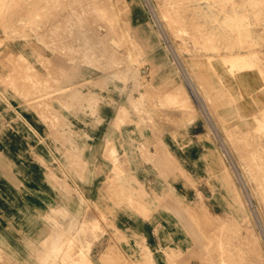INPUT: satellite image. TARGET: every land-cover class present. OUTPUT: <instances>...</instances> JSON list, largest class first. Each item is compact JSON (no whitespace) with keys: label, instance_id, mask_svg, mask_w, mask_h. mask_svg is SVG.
<instances>
[{"label":"rangeland","instance_id":"1","mask_svg":"<svg viewBox=\"0 0 264 264\" xmlns=\"http://www.w3.org/2000/svg\"><path fill=\"white\" fill-rule=\"evenodd\" d=\"M38 1L0 0V152L9 155L8 145L14 147L11 173L5 175L0 168V264H82L86 258L79 248L92 264H138L133 255L121 253L112 243L111 237L120 240L115 234L101 228L100 222L114 228L109 217L87 215L99 204L84 197L94 172L86 154L99 148L101 141L95 138L99 135L86 134V129H131L130 140L125 130L113 133L108 147L105 140L102 156L111 166L98 184L102 188L108 183L100 189L111 209H130L143 217L149 211H165L167 229L183 243L164 250L169 263L264 264V193L244 169L237 151L242 143L239 129L253 134L254 116L264 111L260 63L264 62V17H260L264 0H110L112 5L109 0H95L97 4L89 0L91 22L82 29L85 22L81 21V32L48 28L56 16L53 10L67 9L72 0ZM41 1L53 5V10L40 5ZM39 9L48 15L39 14L43 12ZM232 14L238 15L237 20L243 15L237 21L245 24H240L243 29ZM55 16L65 21L62 14ZM225 21L227 27L235 23L234 29H245L241 31L244 39L240 40L239 30L238 35L236 29L225 27ZM90 24L97 25L94 30L114 46L115 65L108 60L106 66L98 65L96 59L93 63L74 47L87 33L93 35ZM85 28L88 32L83 34ZM207 31L221 40L207 39ZM69 34L78 40L76 45ZM233 52L244 53L250 65L228 70L231 75L222 60ZM252 63L256 64L252 67ZM140 90L143 100L138 103ZM195 90L202 91L201 98ZM252 134L249 137L260 139L258 133ZM177 158L187 165L179 164ZM55 171L61 174V183L55 181ZM55 184L67 196L63 202L68 209L51 208ZM70 196L75 203H68ZM57 233L71 242H63L54 252ZM140 249L139 264H150L151 251L146 246Z\"/></svg>","mask_w":264,"mask_h":264},{"label":"bare ground","instance_id":"2","mask_svg":"<svg viewBox=\"0 0 264 264\" xmlns=\"http://www.w3.org/2000/svg\"><path fill=\"white\" fill-rule=\"evenodd\" d=\"M44 1V0H43ZM49 1V0H48ZM61 1V0H60ZM66 1V0H65ZM93 1V0H92ZM95 1V0H94ZM110 1V0H109ZM113 1V0H112ZM112 1H110V3H111V5H112ZM40 2V0L38 1V3ZM45 2V1H44ZM51 3H53L52 1H50ZM72 3L69 5V7H67V9H66V7L64 6H62L61 4H59L60 6H62L63 8H65L64 10H62L61 11V7H60V9L59 8H55V12H54V10H53V5L51 6L52 7V10H53V15H54V13L56 14V16L55 17H59V16H61V14H62V17H65V21H63L61 18V20H62V22H64L63 24H61L62 22L61 21H59L58 22V20H60L59 18H53L52 17V19H50L51 18V16H50V18H48V21H49V19H50V23H49V27L48 28H53V27H55V28H59V27H65V29L66 30H68V31H76V30H78V31H80L81 30V28H82V24L85 22V26H83V28L82 29H84V27H86L90 22H88V20H89V16H92V15H88L89 14V12H91L90 11V1L89 0H72L71 1ZM98 2H100V1H98ZM105 2V1H104ZM37 3V4H38ZM48 3V2H47ZM55 3H56V1H55ZM59 2H57V4H58ZM62 3V2H61ZM65 2H63V4H64ZM68 3V2H67ZM93 3V2H92ZM95 3H96V1H95ZM94 3V4H95ZM103 3V2H102ZM102 3H100V4H102ZM109 3V4H110ZM117 3V2H116ZM45 4V3H44ZM43 4V2L41 1V3H40V5H44ZM56 4V5H57ZM97 4V3H96ZM105 4V3H104ZM114 4V3H113ZM39 5V4H38ZM37 5V6H38ZM40 5L38 6V7H40ZM48 6H46V5H44V6H46V7H50L49 6V4H47ZM55 5V4H54ZM55 5V6H56ZM59 5H57L58 7H59ZM64 5H66V4H64ZM110 5V6H111ZM235 5V4H234ZM250 5V4H249ZM43 6V7H44ZM95 6V5H94ZM101 6V5H100ZM42 7V8H43ZM112 7V6H111ZM244 7V6H243ZM242 7V8H243ZM247 7V6H246ZM251 6H249V8H250ZM45 8V7H44ZM43 8V9H44ZM48 8H47V11H48ZM93 8V7H92ZM95 8V7H94ZM98 8V7H97ZM160 8V7H159ZM252 8H253V6H252ZM46 9V8H45ZM51 9V8H50ZM60 10L59 12H60V14L58 15V13L59 12H57L56 13V10ZM112 9V8H111ZM116 8H114V10H115ZM120 9V8H119ZM254 10H255V8H253ZM38 10V9H37ZM40 11H43L42 13L41 12H39V14H43V16L47 13V11L46 10H41V9H39ZM51 10V11H52ZM96 10V9H95ZM98 10V9H97ZM105 10V9H104ZM252 10V9H251ZM251 10H250V12H251ZM46 13H45V12ZM108 11V10H107ZM120 11V10H119ZM168 11V10H167ZM246 11V10H245ZM245 11H243V12H245ZM255 11H258V9L256 8V10ZM260 11H261V9H260ZM101 12V11H100ZM103 12V11H102ZM252 12H253V10H252ZM2 13V12H1ZM4 13V12H3ZM45 13V14H44ZM104 13V12H103ZM111 13V12H110ZM236 13V12H235ZM234 13V14H235ZM258 14H260L259 13V11L257 12ZM91 14V13H90ZM93 14V13H92ZM98 14V13H97ZM113 14H114V12H113ZM112 14V15H113ZM118 14V13H117ZM234 14H232V15H234ZM237 14V13H236ZM4 15V14H3ZM47 15H48V13H47ZM101 15H103V14H101ZM101 15L99 16V17H101ZM114 15H116V14H114ZM163 15V14H162ZM241 15L242 14H240V17H241ZM256 15V14H255ZM260 15H262V12H261V14ZM263 15H264V13H263ZM260 16V17H264V16ZM95 16H96V14H95ZM106 16V15H105ZM109 16H110V14H109ZM235 16H237L238 17V15H234V17ZM114 16H112V18H113ZM116 17V19H117V16H115ZM165 17V16H164ZM229 17L231 18V16L229 15ZM233 17V16H232ZM233 17V18H234ZM237 17H235V19L234 20H236V24H237V21H239V20H241V19H243V15H242V17H241V19H239V20H237L238 18ZM258 17V16H257ZM94 18V17H93ZM109 18V17H108ZM111 18V17H110ZM163 18V17H162ZM167 18V17H166ZM232 18V19H233ZM237 18V19H236ZM245 18V17H244ZM261 18V19H262ZM98 19V18H97ZM105 19V18H104ZM225 19V18H224ZM227 20L229 19L228 17L226 18ZM255 19V18H254ZM259 19V18H258ZM260 19V20H261ZM47 20V19H46ZM66 20H67V23H65L66 22ZM74 20H76L77 22L75 23V21ZM95 20V19H94ZM101 21H102V19H100ZM246 20V19H245ZM81 21H84L82 24H81ZM93 21V20H92ZM95 21H97V20H95ZM100 21V22H101ZM122 21V20H121ZM223 21V20H222ZM222 21H220L221 23H223ZM231 21V20H230ZM263 21H264V18H263ZM61 22V23H60ZM118 22V21H117ZM226 22V21H225ZM228 22V21H227ZM227 22H226V25H225V27H227ZM232 22H234V21H232ZM242 22V21H241ZM88 23V24H87ZM97 23H98V21H97ZM96 22L95 23H93V24H97ZM119 23V22H118ZM122 23V22H121ZM168 23V22H167ZM234 23V24H235ZM252 23V22H251ZM255 23V25L257 24V22H253V24ZM259 23V22H258ZM120 24V23H119ZM170 24V23H169ZM218 24V23H217ZM220 24V23H219ZM233 23H232V25H234ZM240 24L241 23H239V24H237V25H239L240 26ZM247 24V23H246ZM250 24V23H249ZM261 24V22L257 25V26H259ZM262 24H264V22L262 23ZM262 24L260 25V26H262ZM46 25V24H45ZM91 25V26H90ZM88 27H89V29L90 28H92L93 30H91V31H94V33H93V35L92 36H87V32H88V28L86 29V30H82V32L84 31V33L83 34H86V36H83V38L81 39V41H79L80 43L79 44H77V39H75L73 36H71L70 34V37H71V40L74 38V40H76V43L74 44V45H78V46H74V47H78V48H80V49H82V51H81V54H82V57L85 55V56H89L90 57V59L89 60H94V59H96V61L98 62V65H99V63L101 64L102 62H103V64H104V61H110V63H111V65L113 66V65H115V63H118V61L116 60L117 58H116V56H115V53H117L116 51L114 52V49H113V47L114 46H111V44H107V42H105L106 40L104 39V37H103V39H102V35L100 34V33H98V31L96 32L95 30L97 29L96 27H98L97 25H92V24H90ZM98 25H99V23H98ZM102 25H103V23H102ZM112 25V24H111ZM110 25V26H111ZM122 25H123V23H122ZM224 25V24H223ZM232 25H229L227 28H232L234 31H235V29L233 28V27H235V25L232 27ZM242 25V24H241ZM245 25V24H244ZM244 25H242V26H244ZM251 25V24H250ZM103 26H105V25H103ZM218 26V25H217ZM231 26V27H230ZM239 26L237 27V32H238V28H239ZM253 26V25H252ZM256 26V27H257ZM94 27L96 28L95 30H94ZM107 27H109V25L107 26ZM224 27V28H225ZM241 27V26H240ZM255 27V28H256ZM99 28V27H98ZM103 28V27H102ZM110 28V27H109ZM120 28V27H119ZM242 29L244 28V27H241ZM60 29V28H59ZM100 29H101V27H100ZM99 29V30H100ZM123 29V28H122ZM171 29V28H170ZM242 29H240L239 31L241 32V31H243ZM257 29V28H256ZM260 29V28H259ZM263 29V26H262V28H261V30ZM98 30V29H97ZM109 30V29H108ZM116 30V29H115ZM179 30H181L182 31V28L181 29H179ZM184 30V29H183ZM232 30V31H233ZM247 30V29H246ZM258 30V29H257ZM112 31V30H111ZM224 31H225V29H224ZM231 31V30H230ZM259 31V30H258ZM81 32V31H80ZM86 32V33H85ZM90 32V31H89ZM100 32V31H99ZM101 32H103V29H102V31ZM198 32H200V31H198ZM197 32V33H198ZM206 32V31H205ZM211 32V31H210ZM240 32H238V35H239V33ZM243 32H245V29H244V31ZM248 32V31H247ZM246 32V33H247ZM67 33V32H66ZM92 33V32H91ZM104 33V32H103ZM102 33V34H103ZM124 33V32H123ZM231 33V32H230ZM234 33V32H233ZM56 34V33H55ZM192 34H193V32H192ZM199 34V33H198ZM203 34H204V32H203ZM203 34H202V36H203ZM207 34H208V31H207ZM221 34V33H220ZM235 34H236V32H235ZM235 34H234V36H235ZM244 34V33H243ZM88 35H90V33L88 34ZM105 35V34H104ZM194 35V34H193ZM222 35H223V33H222ZM225 35V34H224ZM113 36V35H112ZM195 36H196V34H195ZM198 36H200V34L198 35ZM204 36H206L205 34H204ZM203 36V37H204ZM226 36H227V33H226ZM229 36H230V34H229ZM228 36V37H229ZM241 36H242V32H241ZM240 36V37H241ZM245 36H246V34H245ZM245 36H242L241 38H240V40L243 38L244 39V37ZM69 37V36H68ZM70 37L68 38V39H70ZM73 37V38H72ZM76 37V36H75ZM203 37H202V39H203ZM210 37V34H208V36H207V39ZM218 37V36H217ZM220 37V36H219ZM223 37H225V36H223ZM235 37H239V36H235ZM77 38V37H76ZM108 38V37H107ZM212 40L215 38V36H214V38H213V36H212V34H211V37H210ZM222 38V37H221ZM226 38V37H225ZM225 38H223L222 40H224ZM68 39H66V40H68ZM170 39V38H169ZM215 39H220V38H215ZM214 39V40H215ZM232 39H235V41H237L236 40V38H232ZM232 39H226V40H232ZM239 39V38H238ZM249 39V38H248ZM213 40V41H214ZM221 40V39H220ZM68 41H70V40H68ZM73 41V40H72ZM204 41H205V38H204ZM235 41L233 42V43H235ZM239 41V40H238ZM243 41H245V40H243ZM243 41H241V42H243ZM71 42V41H70ZM216 42V41H215ZM217 42H218V40H217ZM216 42V43H217ZM223 42V41H222ZM225 42H227V41H225ZM240 42V41H239ZM249 42V41H248ZM71 43H73V42H71ZM120 43V42H119ZM176 43V42H175ZM206 43H208L209 45H210V43L212 44V45H215V44H213L212 42H211V40H210V43H209V41L208 42H206ZM228 43V42H227ZM230 43L231 44H229V45H232V42L230 41ZM238 43V42H237ZM250 43L252 44V41H250ZM249 43V44H250ZM177 44V43H176ZM205 44V43H204ZM222 44V43H221ZM223 44H225L224 42H223ZM236 44V43H235ZM240 44H242V43H240ZM244 44V43H243ZM242 44V45H243ZM255 44V43H254ZM179 45V44H178ZM177 45V46H178ZM237 45V44H236ZM241 45V46H242ZM130 46V45H129ZM128 46V47H129ZM206 46H208L207 44H206ZM216 46V45H215ZM223 46V45H222ZM228 45L226 44L225 45V50H226V47H227ZM232 46H234V44L232 45ZM252 46V45H251ZM126 47V46H125ZM208 47H210V46H208ZM217 47V46H216ZM236 47V46H235ZM244 47V45L241 47V48H243ZM70 48V47H69ZM127 48V47H126ZM181 48V47H180ZM229 48H231V47H228V49ZM117 49V48H116ZM115 49V50H116ZM208 49V48H207ZM223 49V50H224ZM132 50V49H131ZM76 51V50H75ZM122 51V50H121ZM212 51V50H211ZM77 52V51H76ZM231 52V51H230ZM257 52V51H256ZM129 53H131V52H129ZM128 53V54H129ZM171 53V52H170ZM217 53V52H216ZM220 53V52H219ZM223 53V52H222ZM229 53V52H228ZM252 53V52H251ZM119 54V53H118ZM117 54V55H118ZM218 54V53H217ZM227 54V53H226ZM254 54V53H253ZM257 54V53H256ZM263 54V53H262ZM255 55V54H254ZM259 55L261 56V52L259 53ZM70 56V55H69ZM123 56V55H122ZM220 56V55H219ZM250 56V55H249ZM130 57V56H129ZM205 60L207 61H209V59H207L208 57L206 56V54H205ZM207 57V58H206ZM211 57V56H210ZM212 57H213V55H212ZM215 57V56H214ZM262 57V56H261ZM88 58V57H87ZM86 58V60L88 61V59ZM257 58H259L260 60H259V62L260 61H263V59L261 60V58L260 57H258L257 56ZM263 58H264V56H263ZM77 59V58H76ZM131 59V58H130ZM247 58H246V56H245V54L244 53H230V54H227V55H225V56H223V60H222V58H221V60L222 61H224L225 62V64H226V66L225 67H227L228 69H227V71L229 70V71H232V72H234V71H240L241 69H243V68H248V66L250 65V62H248L247 60H246ZM86 60H84V61H86ZM123 60V59H122ZM249 60V59H248ZM74 61V60H73ZM86 61V62H87ZM128 61V60H127ZM130 61V60H129ZM47 62V61H46ZM86 62H85V64H86ZM95 61H93V63H94ZM224 62H223V64H224ZM255 62V61H254ZM26 63V62H25ZM28 63V62H27ZM89 62H87V64H88ZM91 63V62H90ZM130 63V62H129ZM207 63H209V62H207ZM262 65V67H264L263 65V63L264 62H260ZM86 64V65H87ZM97 64V63H96ZM107 64H108V62H107ZM254 64H256V63H252V67H253V65ZM88 65H90V64H88ZM105 65V64H104ZM110 65V66H111ZM121 65V64H120ZM119 65V66H120ZM209 65V64H208ZM207 65V66H208ZM2 66V65H1ZM14 66V65H13ZM27 66V65H26ZM30 66H31V64H30ZM106 66V65H105ZM107 66H109V65H107ZM10 67V66H9ZM32 67V66H31ZM30 67V68H31ZM209 67H210V65H209ZM257 67V66H256ZM255 67V68H256ZM29 68V69H30ZM105 68V67H104ZM210 68H212V67H210ZM259 68V67H258ZM32 69V68H31ZM207 69V68H206ZM213 69V68H212ZM257 69V68H256ZM264 69V68H263ZM51 70V69H50ZM56 70H58V69H56ZM101 70V69H100ZM258 70H260V69H258ZM31 71V70H30ZM66 71V70H65ZM228 71V72H229ZM117 72V71H116ZM115 72V73H116ZM184 72V71H183ZM212 72V71H211ZM257 72H259V71H257ZM261 72H262V70H261ZM51 73V72H50ZM112 73H113V76H115V75H117V74H115L114 73V71H112ZM112 73H111V75H112ZM230 74H231V72H229ZM264 73V72H263ZM55 74V72L53 73V75ZM259 74H261V73H259ZM39 75V74H38ZM68 75V74H67ZM232 75V74H231ZM113 76H111V77H113ZM261 76H262V74H261ZM263 77V76H262ZM41 78V77H40ZM261 78V77H260ZM36 79V78H35ZM21 80V79H20ZM29 80V79H28ZM264 80V79H263ZM262 80V81H263ZM191 81V80H190ZM38 82V81H37ZM47 83V82H46ZM27 84V83H26ZM54 84V83H53ZM98 84V83H97ZM264 84V83H263ZM7 85V84H6ZM52 85V84H51ZM59 87V86H58ZM177 87H179V86H177ZM264 87V86H263ZM189 89V88H188ZM201 89V88H200ZM73 90H75V89H73ZM173 90H174V88H173ZM172 91V90H171ZM170 91V92H171ZM177 91V90H176ZM34 92V91H33ZM55 92V91H54ZM174 92V91H173ZM195 92H196V94L199 96V98H201V93H202V91H198V90H195ZM76 93V92H75ZM78 93H79V91H78ZM172 93V92H171ZM171 93H170V96H171ZM176 93H178V92H176ZM80 94V93H79ZM84 94V93H83ZM82 94V96H84ZM165 94V93H164ZM173 94V93H172ZM203 94V93H202ZM51 95V94H50ZM57 95V94H56ZM157 95V94H156ZM167 95V94H166ZM184 95V94H183ZM82 96H81V98H82ZM169 96V95H168ZM75 97V96H74ZM135 97V96H134ZM176 97V96H175ZM231 97V96H230ZM53 98V97H52ZM58 98V97H57ZM137 99H138V103H141V101L143 100V91L142 90H140L139 91V95L136 97ZM170 98V97H169ZM172 98V97H171ZM47 99V98H46ZM30 100V99H29ZM184 100V99H183ZM65 101V100H64ZM170 101V100H169ZM176 101V100H175ZM181 101V100H180ZM27 102V101H26ZM179 102V101H178ZM36 103V102H35ZM45 103V102H44ZM49 103V102H48ZM75 103H77V102H75ZM175 103V102H174ZM183 103H185V102H183ZM229 103V102H228ZM177 104V103H176ZM30 105V104H29ZM66 105V104H65ZM189 105V104H188ZM185 106V105H184ZM184 106H182V107H184ZM46 107V106H45ZM71 107V106H70ZM84 107V106H83ZM39 108V107H38ZM184 108H187V107H184ZM189 108V107H188ZM200 108V107H199ZM36 109V108H35ZM38 110V109H37ZM40 110V109H39ZM42 110V109H41ZM94 110V109H93ZM45 111V110H44ZM258 112V111H257ZM47 113H49V112H47ZM46 113V114H47ZM176 113V112H175ZM185 113V112H184ZM258 114H260V113H258ZM117 115V114H116ZM120 115V114H119ZM119 115H117V117L119 116ZM121 115H122V113H121ZM120 115V116H121ZM255 115H257V113L255 114ZM252 116V115H251ZM254 116V115H253ZM255 117V125H254V132H253V134L252 135H256L255 133H258L259 134V137H260V139L258 138V136H257V138H251V137H249L251 134L249 133L250 131L252 132V130H250L249 131V129H239V133H240V139L242 140V143H241V145L239 144V147H237V151L239 152L238 154H239V158H240V160H242L243 161V165H244V169H248L249 170V172H250V174H251V176L253 175V178H254V180H255V183H256V186H257V188L260 190V192H262V193H264V140H263V134H264V111L262 110L261 111V115L260 116H254ZM253 117V118H254ZM53 118H54V116H53ZM58 120V119H57ZM216 120V119H215ZM56 121V120H55ZM62 121V120H61ZM50 123V122H49ZM51 126V125H50ZM52 127V126H51ZM30 128L31 129H35L34 127H33V125L32 124H30ZM236 128V127H235ZM234 130V129H233ZM234 133V132H233ZM238 133V132H237ZM236 134V133H235ZM229 135V134H228ZM227 136V135H226ZM237 136V135H236ZM261 136H262V138H261ZM238 137V136H237ZM253 137V136H252ZM255 137V136H254ZM234 144V143H233ZM111 145V144H110ZM236 146H238V145H236ZM235 147V146H234ZM236 148V147H235ZM64 151V150H63ZM160 152V151H159ZM106 153V152H105ZM151 153V152H150ZM165 155V154H164ZM160 156V155H159ZM74 157V156H73ZM158 157V156H157ZM148 158V157H147ZM167 158V157H166ZM156 162H157V160H156ZM77 169V168H76ZM120 171V170H119ZM224 175V174H223ZM132 176V175H131ZM227 176H229V175H227ZM227 176H226V178H227ZM134 178V177H133ZM135 179L136 178H134V181H135ZM228 180V179H227ZM137 183V182H136ZM106 184H108L107 182H106ZM105 183H104V187H105V185H106ZM138 184V183H137ZM232 184V183H231ZM139 185V184H138ZM103 186H102V188H104ZM230 187H232V186H230ZM101 188V189H102ZM138 188V187H137ZM139 189V188H138ZM137 189V190H138ZM235 189V188H234ZM104 192V191H103ZM234 192H235V190H234ZM145 193V192H144ZM236 194V193H235ZM128 195V197H130V198H132V195L131 194H127ZM202 196H204V195H202ZM206 197V196H205ZM246 198V197H245ZM240 200V199H239ZM239 203V202H238ZM164 205V204H163ZM165 206V205H164ZM170 206V205H169ZM172 207V206H171ZM167 208V207H166ZM169 210V209H168ZM173 211V210H172ZM89 212V211H88ZM90 213V212H89ZM100 213V212H99ZM88 214V213H87ZM92 214V213H91ZM183 214V213H182ZM191 215V214H190ZM190 217V216H189ZM195 217V216H194ZM89 218V217H88ZM93 218V217H92ZM92 218H90V219H92ZM184 218V217H183ZM191 218H192V216H191ZM181 219V218H180ZM218 219V218H217ZM188 220H190V219H188ZM262 220V219H261ZM91 221H93V223H94V220H91ZM184 223H185V220L183 221ZM221 222V221H220ZM229 222H231V221H229ZM97 223V222H96ZM225 223H227L226 221H225ZM187 225H188V223H187ZM193 225H195V224H193ZM220 225V224H219ZM197 226V225H196ZM218 227V226H217ZM258 227V226H257ZM183 229H185L184 227H183ZM222 229V228H221ZM65 231V230H64ZM220 231V230H219ZM66 232V231H65ZM135 232V231H134ZM222 232V231H221ZM224 232V231H223ZM200 233V232H199ZM209 233V232H208ZM215 233V232H214ZM217 233V232H216ZM226 233V232H225ZM63 234V233H62ZM61 234V235H62ZM201 234H202V232H201ZM227 234V233H226ZM225 234V235H226ZM64 235V234H63ZM122 235V234H121ZM120 235V236H121ZM262 235V234H261ZM54 237V236H53ZM211 237H213V236H211ZM230 237H232V236H230ZM59 238V241H57L56 243H55V245H54V248H53V251L54 252H56L58 249H59V245L60 244H62L63 242H67V243H70L71 242V240H69V238H68V236L66 237L65 236V238L67 239V241H66V239L64 240V239H62L63 237H61L60 236V234L59 233H57V239ZM193 238V237H192ZM195 238V237H194ZM197 238V237H196ZM210 238V237H209ZM196 240V239H195ZM209 240V239H208ZM201 241V240H200ZM206 242H207V240H206ZM198 243V242H197ZM202 243V242H201ZM113 246V245H112ZM205 246V245H204ZM227 246V245H226ZM232 246V245H231ZM67 247V246H66ZM219 247V246H218ZM225 247V246H224ZM68 248V247H67ZM70 248V247H69ZM223 248V247H222ZM233 248V247H232ZM261 248V247H260ZM74 249V248H73ZM113 249V248H112ZM111 249V250H112ZM115 249H116V247H115ZM221 249V248H220ZM76 250V249H75ZM74 250V251H75ZM79 250V253H80V255L81 256H83V257H85L84 259V261L85 262H83L82 264H92V261L91 260H89L88 259V257H86V253L81 249V248H79L78 249ZM117 250V249H116ZM198 250V249H197ZM217 250H219L218 248H217ZM69 251V250H68ZM115 251V250H114ZM223 251V250H222ZM226 251V250H225ZM228 251V250H227ZM67 252V251H66ZM70 252V251H69ZM113 252V251H112ZM71 253V252H70ZM72 253H73V251H72ZM75 253V252H74ZM73 253V254H74ZM172 253V252H171ZM227 253V252H226ZM67 254V253H66ZM121 254V253H120ZM225 254V253H224ZM68 255V254H67ZM77 255V254H76ZM113 255H115V254H113ZM117 255V254H116ZM201 255V254H200ZM209 255H211V254H209ZM231 255V254H230ZM237 255V254H236ZM241 255V254H240ZM71 256V255H70ZM105 256H106V251H105V253L103 254V255H101V258H102V260H104L105 259ZM143 256V255H142ZM251 256H252V254H251ZM67 257V256H66ZM74 257H76V256H74ZM117 257V256H116ZM172 257V256H171ZM229 257V256H228ZM38 258V257H37ZM122 258V257H121ZM214 258V257H213ZM68 259V258H67ZM70 259V258H69ZM111 259H113V258H111ZM117 259V258H116ZM199 259V258H198ZM205 259V258H204ZM71 260V259H70ZM73 260V259H72ZM77 260V259H76ZM121 260H123V258L122 259H120V261ZM141 260H142V257H141ZM147 260L149 261V263L151 264L152 263V258L151 257H148L147 256ZM216 260V259H215ZM79 262H80V260H78ZM81 261H83V260H81ZM112 262H115V260L114 261H112ZM118 262V261H117ZM126 262V261H125ZM202 262V261H201ZM201 262H200V264H201ZM209 262V261H208ZM232 262V261H231ZM230 262V263H231ZM74 263V262H73ZM78 264V263H77ZM203 264V263H202ZM209 264V263H208ZM217 264V263H216Z\"/></svg>","mask_w":264,"mask_h":264},{"label":"crops","instance_id":"3","mask_svg":"<svg viewBox=\"0 0 264 264\" xmlns=\"http://www.w3.org/2000/svg\"><path fill=\"white\" fill-rule=\"evenodd\" d=\"M26 122L27 126L30 128L31 123L28 121ZM122 130H125V134L128 133L130 135L132 133L131 129H120V131H111V129H95V131H90L89 129H86L85 131V133L89 135H99L95 136V138L97 139L98 137V140L101 141L99 148H96L93 151H87L86 154L88 161L87 164L91 167V170L94 172H98V170L101 171V173L98 172V175L93 172L92 175L88 177L89 183L85 185V200L87 202L91 201L92 203L99 204L97 210L92 208L91 211H89L90 213L87 211V215L96 219H98L99 214L109 217L114 228H110L104 222H100L99 224L101 225V228L106 231V234H115L117 236L116 238H119L120 240H115L110 236L112 243L120 250L121 253L133 255L138 264L141 263V246H146L151 251L152 264H171L166 260L164 250H172L173 247L182 246L183 243L182 239L175 236V234L171 236V232L167 229L169 223L162 216L165 211H149V215L143 217L137 211H132L130 209H126L124 211L116 208L111 209L109 202L106 200V194L103 192L104 190H101V187H99V177L102 175L103 178V176L110 171L111 166L110 161L102 156L104 142L105 140L107 141L110 139L113 133H121ZM9 135H11V133ZM130 139H132L131 135L129 136V140ZM151 140L153 141V139H150V141ZM169 141L171 142V140ZM106 145L108 147V141ZM8 148L11 150L9 155L7 154L4 156L0 152V168L1 172L5 175H9V172L11 173L8 167L13 166L14 158L13 145L9 144ZM8 148L7 152L10 151ZM177 159L179 160V158ZM129 160V164L133 165V158H130ZM179 164L183 166L187 165V163H184L183 159L179 160ZM55 181L60 183L62 182L61 174H58L57 171H55ZM145 181H149V179L147 178ZM57 184H55V192L52 199L53 204H50L51 208L68 209L69 206L63 202V198H67V196H63L62 191L58 188L59 185ZM102 186L104 187V185ZM72 200L74 202L75 199L70 196V201H68V203L70 202L71 204ZM76 203L78 202L76 201ZM43 204H45V202ZM148 210H150V208H148ZM189 264H193V260H191Z\"/></svg>","mask_w":264,"mask_h":264}]
</instances>
